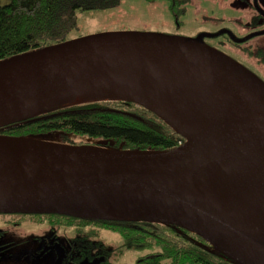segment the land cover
Instances as JSON below:
<instances>
[{
  "label": "water",
  "instance_id": "water-1",
  "mask_svg": "<svg viewBox=\"0 0 264 264\" xmlns=\"http://www.w3.org/2000/svg\"><path fill=\"white\" fill-rule=\"evenodd\" d=\"M252 4L264 17L257 0ZM221 34L242 43L264 29L243 37L228 29L193 38L96 33L0 60V128L59 106L114 101L40 105L61 92L103 84L126 97L116 100L153 113L183 137L166 149H118L0 135L31 146L0 163V213L162 222L194 233L237 264H264V245L187 183L190 171L208 161L233 193L253 201L264 218V81L202 41ZM132 76L167 86L194 108L199 120L185 123L169 116L127 81ZM106 195L131 196L157 218L107 217L93 204L95 197Z\"/></svg>",
  "mask_w": 264,
  "mask_h": 264
},
{
  "label": "trees",
  "instance_id": "trees-1",
  "mask_svg": "<svg viewBox=\"0 0 264 264\" xmlns=\"http://www.w3.org/2000/svg\"><path fill=\"white\" fill-rule=\"evenodd\" d=\"M180 1L169 0L170 9H176ZM118 2L0 0V60L66 41L67 33L76 26V11L110 8ZM257 4L264 12V0H257ZM250 9L261 20L258 24L264 22L262 15L254 11L252 6ZM250 22L253 24V19ZM243 48L248 55L264 63V42L255 47L248 45ZM110 100L114 101L87 100L89 102L82 101L36 112L0 128V135L41 138L57 132L58 140L65 143L104 145L118 149H166L183 140L182 136L153 113L132 102ZM75 135H86L89 138L81 140ZM141 222L146 225L140 228ZM109 223H120L121 227L118 226L116 230L122 234L126 233L123 226L128 224L134 231L147 230L148 233L162 236V254L158 257L163 259L176 256L180 264H237L214 251L199 236L175 225L162 222L156 225L146 220H109ZM165 233L171 236L177 233V237L167 239Z\"/></svg>",
  "mask_w": 264,
  "mask_h": 264
},
{
  "label": "rangeland",
  "instance_id": "rangeland-1",
  "mask_svg": "<svg viewBox=\"0 0 264 264\" xmlns=\"http://www.w3.org/2000/svg\"><path fill=\"white\" fill-rule=\"evenodd\" d=\"M249 0H181L176 9L171 10L169 0H119L110 8L76 11V26L67 33L68 40L96 33L139 32L192 37L198 33H214L221 29L230 30L236 37L262 30L264 22L252 24ZM261 20H259L260 22ZM211 46L241 63L264 81V63L248 55L243 47H255L264 42V34L254 36L242 43L233 44L224 36L206 37ZM109 99V98H104ZM88 140L86 135H75ZM43 140L58 142L57 132L45 135ZM32 230L27 235H31ZM39 233H35L37 236ZM167 239L172 236L165 233ZM162 238V236H161ZM173 240V238H172ZM3 238L0 237V244ZM33 243L27 238L20 246ZM4 246V245H0ZM33 248V247H32ZM31 248V249H32ZM19 251V250H18ZM14 249H0V264H28V260H13ZM124 263L133 264L137 253L130 252ZM51 257L45 255L33 260L34 264H51Z\"/></svg>",
  "mask_w": 264,
  "mask_h": 264
},
{
  "label": "flooded vegetation",
  "instance_id": "flooded-vegetation-1",
  "mask_svg": "<svg viewBox=\"0 0 264 264\" xmlns=\"http://www.w3.org/2000/svg\"><path fill=\"white\" fill-rule=\"evenodd\" d=\"M248 5L253 7L252 0ZM251 17L253 24H258L259 18L254 13ZM221 35L230 41L225 34ZM202 41L210 45L206 37ZM150 223L161 224L154 221ZM118 224L111 225L109 220L104 219L60 214L0 213V237L3 238L0 245H4L0 249L19 250L18 254L11 253V259L19 261L26 258L28 264H34L33 260L45 255L52 258L51 264H130L123 262L130 252L137 253L133 264H180L176 256L166 259L158 257L162 254V238L157 233L134 231L126 224L123 226L126 233L122 234L116 230L120 226ZM143 225L146 223L141 222L139 227ZM31 230V235H27ZM35 233L39 234L35 236ZM176 234H173V239L177 237ZM155 236L160 238L157 237V240ZM27 238H32L33 243L20 246ZM42 251V255L35 257Z\"/></svg>",
  "mask_w": 264,
  "mask_h": 264
},
{
  "label": "bare ground",
  "instance_id": "bare-ground-1",
  "mask_svg": "<svg viewBox=\"0 0 264 264\" xmlns=\"http://www.w3.org/2000/svg\"><path fill=\"white\" fill-rule=\"evenodd\" d=\"M127 81L137 89L152 96L169 116L190 123L198 121L194 108L179 94L160 82L136 76L127 77ZM56 98L40 105H62L95 99H125L126 97L112 90L107 85L88 86L85 88L61 92ZM183 133L186 134L184 130ZM31 149L23 140L0 138V163L15 152L25 153ZM221 173L208 161L193 168L187 183L205 200L227 214L247 233L264 245V218L253 201L241 198L233 193L232 188L220 177ZM93 204L102 214L112 219L145 218L156 219L138 200L131 196H101L93 199Z\"/></svg>",
  "mask_w": 264,
  "mask_h": 264
}]
</instances>
